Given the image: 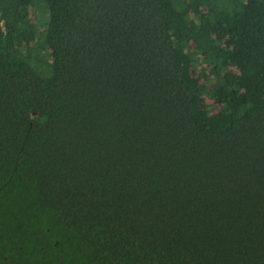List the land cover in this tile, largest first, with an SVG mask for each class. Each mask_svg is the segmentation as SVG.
I'll use <instances>...</instances> for the list:
<instances>
[{
    "label": "trees",
    "instance_id": "obj_1",
    "mask_svg": "<svg viewBox=\"0 0 264 264\" xmlns=\"http://www.w3.org/2000/svg\"><path fill=\"white\" fill-rule=\"evenodd\" d=\"M0 264H264V0H0Z\"/></svg>",
    "mask_w": 264,
    "mask_h": 264
}]
</instances>
